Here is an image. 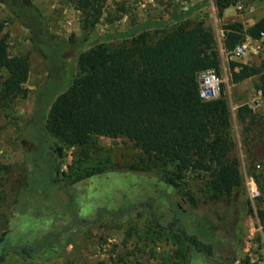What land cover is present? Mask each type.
Masks as SVG:
<instances>
[{
  "label": "rangeland",
  "instance_id": "1",
  "mask_svg": "<svg viewBox=\"0 0 264 264\" xmlns=\"http://www.w3.org/2000/svg\"><path fill=\"white\" fill-rule=\"evenodd\" d=\"M31 1L46 16L50 30L65 40L82 42L125 34L127 37L108 42L114 48L129 42L128 36L133 34L147 33L150 40H159L180 23H170L175 7L192 9L205 2L200 9H192L183 22H202L214 32L222 61L221 93L224 89L230 110V158L238 162L245 183L236 192L234 230L224 231L226 225L219 227L210 203L194 204L195 200L209 201L210 173L189 172L175 189L170 182L173 166L154 164L127 138L98 137L86 159L75 148H64L60 156L58 148L63 143L50 137L62 186L50 188L45 181L49 173L39 169V178L17 203L19 180L31 171L27 153L33 151V145L34 158L44 164L42 169L49 162L45 142L27 132L47 70L31 33L0 2L1 35L9 53L26 58L30 65L27 97L5 99L2 86L7 74L0 72V238L7 233L0 246V264H218L164 229L177 217L190 235L215 246L214 258L222 264H264V219L260 216V212L264 215V91L259 89V77L234 83L231 72L232 62L260 66L262 48L260 41L246 39L247 55L230 57L223 45L225 25L249 27L262 19L264 0H241L224 9L214 0H105L102 20L91 29L83 28V14L72 0ZM117 17L120 19L115 20ZM76 63L77 59H61L46 86L50 95L68 90L76 76ZM246 105L253 112H244L246 119L241 120L239 108ZM58 234L61 241L47 246ZM26 246L37 248L33 258L21 255L18 248Z\"/></svg>",
  "mask_w": 264,
  "mask_h": 264
},
{
  "label": "trees",
  "instance_id": "2",
  "mask_svg": "<svg viewBox=\"0 0 264 264\" xmlns=\"http://www.w3.org/2000/svg\"><path fill=\"white\" fill-rule=\"evenodd\" d=\"M72 1L83 14L84 29L100 23L105 13V0ZM214 1L224 9L241 0ZM0 2L31 33L34 47L47 70L46 79L36 93L34 115L27 132L29 136L35 133L45 142L49 162L42 169L44 164L34 158L33 145V151L27 153L30 177L19 180L22 185L16 190L17 203L39 178V169L49 173L45 181L50 188L62 186L58 159L48 143L50 137L63 143V147L58 148L60 156L64 148H75L80 149L86 159L98 137L127 138L154 164L173 166L170 182L175 189L189 172L210 173L209 201L195 200L194 204L199 207L210 203L219 227L226 225L224 231L234 230L238 213L236 192L244 186L245 180L238 162L230 158L233 141L229 105L224 89L216 100L201 99L199 83V74L204 71L215 70L220 75L222 61L214 32L202 22H183L191 8L175 7V12L179 13H175L170 23H180L159 40H150L147 33L133 34L128 36L131 38L129 42L114 48L107 45L108 42L127 37L125 34L97 36L82 42L73 38L65 40L50 30L46 16L33 1ZM115 20L110 19L111 22ZM224 30V50L230 57L238 56L236 47L247 37L260 41L261 65L232 62L231 72L234 83L259 77V89L264 91V17L249 27L234 23L225 25ZM1 34L0 28V72L7 74L2 95L5 99L19 95L27 97L28 60L11 56ZM61 59H77V72L68 90L54 97L46 91V86ZM244 112L253 111L247 105L240 107L241 120L246 119ZM155 201L153 199L148 205L150 210H153ZM260 216L264 219L263 212ZM152 217L154 222L158 221L156 213L152 212ZM164 229L182 237L198 253L215 259V246L200 240L197 235H190L180 218ZM61 239L62 235H54L46 244L52 247ZM18 249L25 258H33L37 250L30 246Z\"/></svg>",
  "mask_w": 264,
  "mask_h": 264
},
{
  "label": "built area",
  "instance_id": "3",
  "mask_svg": "<svg viewBox=\"0 0 264 264\" xmlns=\"http://www.w3.org/2000/svg\"><path fill=\"white\" fill-rule=\"evenodd\" d=\"M264 38V34H263ZM247 40H252L247 37ZM254 41V40H253ZM238 56L247 55V46L242 44L236 47ZM200 97L204 101H213L220 97L222 80L215 70H207L199 74Z\"/></svg>",
  "mask_w": 264,
  "mask_h": 264
},
{
  "label": "crops",
  "instance_id": "4",
  "mask_svg": "<svg viewBox=\"0 0 264 264\" xmlns=\"http://www.w3.org/2000/svg\"><path fill=\"white\" fill-rule=\"evenodd\" d=\"M205 4V2H202V3H200V5H196L194 8H192L193 10H196V9H200V7H202L203 5ZM224 16H225V18L226 17H228V16H226V12L224 13ZM262 17H264V15L262 16ZM260 19H257L255 22H254V24L256 23V22H258ZM238 22H239V20H238ZM254 24H252V25H254Z\"/></svg>",
  "mask_w": 264,
  "mask_h": 264
},
{
  "label": "water",
  "instance_id": "5",
  "mask_svg": "<svg viewBox=\"0 0 264 264\" xmlns=\"http://www.w3.org/2000/svg\"><path fill=\"white\" fill-rule=\"evenodd\" d=\"M6 234H7V233H3L2 237L0 238V246H1V244H2V243L4 242V240H5V236H6ZM213 261L216 262V263H218V264H220V262H219L218 260L213 259Z\"/></svg>",
  "mask_w": 264,
  "mask_h": 264
}]
</instances>
